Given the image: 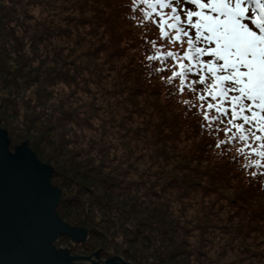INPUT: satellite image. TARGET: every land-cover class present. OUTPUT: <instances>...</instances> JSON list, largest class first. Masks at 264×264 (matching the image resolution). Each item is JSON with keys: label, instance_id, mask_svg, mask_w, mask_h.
Instances as JSON below:
<instances>
[{"label": "clouds", "instance_id": "1", "mask_svg": "<svg viewBox=\"0 0 264 264\" xmlns=\"http://www.w3.org/2000/svg\"><path fill=\"white\" fill-rule=\"evenodd\" d=\"M117 2L0 0V10L15 9L18 16L29 13L34 17L26 21L32 25L27 35L17 26L16 35L24 42L22 50L16 47L9 32L15 22L0 28V63L11 57V62L5 66L12 67L13 63L19 65L32 55L27 45L31 42L29 37L38 31V22L63 26L62 17L66 15L90 18L92 23L78 31L74 29L71 37L54 36L50 43L46 41L47 51L42 45L40 60L30 64L43 72L61 67L64 59L74 61L72 71L76 83L57 81L53 85L52 99L36 109L39 131L46 145H50L52 153L60 154L72 168L92 170L94 196L107 207L119 210L117 223L123 221L131 228L134 221L147 219L148 234L153 238L160 236L169 224L187 220L193 224L199 222L212 202L218 199V193L229 199L243 197L242 223L249 225L253 223V216L258 215L256 230L249 236L233 227L223 239L220 234H215V242L208 248L209 254L215 259L220 245L230 240L233 251L219 264H264V191L247 189L242 179L233 178L220 155L204 156L201 153L197 141L189 138L191 131L186 128L180 111H173L166 96L153 92L139 78L134 63L136 49L130 48L111 57L101 53L99 59L81 55L90 44L102 42L101 33H106L103 42L111 44L113 29L119 32L118 22L111 18ZM76 4L84 6L82 12L79 9L63 10L64 5ZM92 28H97L95 35L89 33ZM79 36L86 38L81 46L76 45ZM129 42L126 39L124 45ZM119 47L123 48V45ZM57 52H60L59 59L55 57ZM41 60H44L42 67ZM36 88L37 85L32 84L21 95H32ZM65 113L73 115L68 118ZM83 120L87 123L81 122ZM173 177L180 186L162 191L165 178ZM186 177L200 179L203 184L215 187L217 192L205 196L198 190L191 197L181 198ZM153 191L160 193L159 199L153 197ZM220 203L225 205L223 216L235 211L228 207V199ZM91 211L95 212V209ZM100 215L96 213V219H100ZM181 236L191 246L198 244V232L186 236L181 233ZM117 238L122 239V236ZM253 253L257 255L253 257Z\"/></svg>", "mask_w": 264, "mask_h": 264}, {"label": "trees", "instance_id": "2", "mask_svg": "<svg viewBox=\"0 0 264 264\" xmlns=\"http://www.w3.org/2000/svg\"><path fill=\"white\" fill-rule=\"evenodd\" d=\"M138 8L141 11H138ZM70 9H79L82 12L84 6L79 4L63 6L65 12ZM142 10L143 6L139 4V0H118L111 18L118 22L119 32L113 29L111 44L103 42L106 33H101L102 42L94 46L90 44L81 55L99 59L101 53L111 57L130 48L136 49L134 63L139 78L153 92L166 96L171 102L173 111L177 109L180 111L186 128L191 131L189 138L197 141L201 153L204 156L220 155L233 178L242 179L247 189L264 191V159L257 154L261 150L260 144L264 141L256 138L261 135V131L257 132V128L252 126L246 115L237 116L235 105L221 104V94L215 83L210 85L211 91L203 92L200 89L208 84L210 79L202 81L197 79L187 62L189 54L174 53L173 41L176 37L169 35L165 38L160 35L156 19L153 18L149 22L147 17H142ZM32 19L34 17L29 13L18 16L15 9L0 10V28L15 22L9 32L16 42V47L21 50L24 42L16 35L17 26L27 35L32 25L26 24V21ZM62 20L63 26L54 22L49 24L38 22V31L33 32L29 37L31 42L27 45L32 55L24 58L23 63L19 65L13 63L12 67H6L5 64L11 62V57H7L5 62L0 63V92L4 93L0 95V126L7 131L9 148L17 139L22 140L21 142L26 140L43 163L58 169L52 179V182H56L61 190L59 201L63 202V211L58 214L69 225L80 226L86 230V251L83 252L87 254L95 252L93 244L98 242L99 252H104L105 257L120 256L129 264H219L224 261L228 253L233 251L234 245L230 240L221 244L220 251L213 259L208 248L209 245L214 244L215 234H220L223 239L228 236L233 227H236L250 236L251 232L256 230L255 221L260 218L255 215L253 223L249 225L242 223L243 197L229 199L223 193H218V199L212 202L211 208L199 222L193 224L191 220H187L183 223L169 224L160 236L153 238L148 234L147 219L134 221L131 228L126 227L123 221L117 223L119 210L107 207L94 196L92 170L82 171L72 168L60 154L52 153L50 145H46L43 134L39 131V115L36 109L42 103L52 99L53 85L57 81L76 83V75L72 71L74 61L64 59L61 67L46 69L43 72L40 68L30 67V64L34 60H40V47L44 45L46 52L45 42L50 43L52 37H71L74 29L78 31L80 27L92 23L90 18L83 15H66L62 17ZM96 32L97 28L89 29L91 35H95ZM126 39L130 41L128 45H124ZM85 40L84 36H79L76 45H83ZM154 40L158 41L155 47L152 45ZM120 45H123V48H120ZM109 47L112 48L111 52L108 51ZM165 52L171 53V57L163 55ZM156 53H160L158 59H147ZM55 57L59 59L60 52L55 53ZM43 63L44 60H41V67ZM157 68L163 71H155L154 69ZM32 84L37 85L34 94L22 96L21 92H26ZM72 115V113H65L68 118ZM81 122L87 123L86 120ZM49 130L51 131V128ZM243 135L253 138L242 141ZM165 179L162 191L180 186L177 184L176 177ZM182 187L181 198L191 197L198 190L205 196L217 192L215 187H209L194 177H186ZM152 195L156 199L160 198L159 192L153 191ZM223 199H228V207L235 209L226 217L222 215L225 205L220 201ZM58 204L56 211L60 208ZM93 208L95 212L91 211ZM96 213L101 214L100 219H96ZM121 228L123 232L120 231ZM193 232L199 233L196 246H191L181 236V233L186 236ZM118 235L122 236V239H118ZM88 240L91 242L90 246ZM252 255L255 257L257 254Z\"/></svg>", "mask_w": 264, "mask_h": 264}, {"label": "water", "instance_id": "3", "mask_svg": "<svg viewBox=\"0 0 264 264\" xmlns=\"http://www.w3.org/2000/svg\"><path fill=\"white\" fill-rule=\"evenodd\" d=\"M52 172L24 140L9 150L7 131L0 126V264H129L119 256L99 263L90 253L67 255L65 245L54 246L58 235L75 241L86 230L59 217L61 192L50 183Z\"/></svg>", "mask_w": 264, "mask_h": 264}, {"label": "snow or ice", "instance_id": "4", "mask_svg": "<svg viewBox=\"0 0 264 264\" xmlns=\"http://www.w3.org/2000/svg\"><path fill=\"white\" fill-rule=\"evenodd\" d=\"M225 3H228V0H225ZM245 0H233V6L239 4L240 7L236 10V18L239 19L241 16L249 14L244 9ZM248 3H251V0H248ZM139 4L143 6L141 12L142 17H147L149 22L153 18L156 19V23L159 25L160 35L167 38L172 32H175L178 28L181 27L185 19H189L191 24L190 26L197 30L200 27V24L204 21L205 18L211 19L217 16V11H214V0H179V4L183 5V8L179 7L177 0H139ZM138 11H141L138 8ZM264 15V13H262ZM135 19V17H133ZM143 22V20H141ZM145 39H148L145 37ZM158 41H153V47L156 46ZM163 55L171 57V53H164ZM160 56V53H156L147 57L148 60H156ZM155 71H163L161 68L154 69ZM261 130L258 128L257 132ZM253 137H248L243 135L242 141L249 140ZM259 141H264V135H259L256 137ZM225 143H227L225 141ZM260 151L257 153L261 159H264V143L260 144ZM255 151V149H253Z\"/></svg>", "mask_w": 264, "mask_h": 264}, {"label": "rangeland", "instance_id": "5", "mask_svg": "<svg viewBox=\"0 0 264 264\" xmlns=\"http://www.w3.org/2000/svg\"><path fill=\"white\" fill-rule=\"evenodd\" d=\"M210 2H212V1H210ZM247 2L248 1L245 0V3H247ZM251 2H253V1H251ZM261 2L264 3V0H261ZM230 4L233 5V0H230ZM213 10L214 11H217V14L219 13L218 14L217 21H218V23H219L220 26H237V25L242 26V20L240 18L237 19L236 16H235V14L232 11H229L230 8H227L226 4H223L222 8H218L214 4ZM259 15H260V13H259ZM235 34H236V31L235 30H229L227 32V36L225 37V40L228 43H232L233 40H234L233 38H234V35ZM243 36H244V40L243 41H244V45H246V48L248 50L256 49L257 53L259 54L257 56L256 62L255 61H252V62L255 64L256 69L259 72L263 73L264 72V43H263V41L261 40V38H259L256 35V33L254 34L251 30H244ZM263 38H264V36H263ZM206 44H207V47H205L202 50V52L205 54V57H206L207 61L210 63V65L213 66L214 64H216V62H217L218 59L212 56V51L214 50L212 44L211 43H206ZM179 48H183V47H181L180 45H178L175 42V44H174V50H178ZM220 79L223 80V78H220ZM201 89L203 90V92H206L210 88L209 87H207V88L206 87H201ZM256 93H257V91L254 93L255 96H257ZM261 114L263 115V113H261ZM259 119L261 120V124H262V121H264V116L263 117L262 116H259ZM16 141H19V142H16ZM16 141H15V143L12 144L13 146H11L9 148V150L13 151V149L15 148V146L18 145V144H20V142L22 140L20 141V139H17ZM24 141L26 142V146L28 148H30L29 143H27L26 140H24ZM30 150L33 151L32 148H30ZM37 159L40 162H42L38 157H37ZM50 166L53 169L52 175H50V182H51V184L53 186L59 188V186H58V184H56V182H54V183L52 182V179L55 177V176L53 177V175H56V172L58 171V169L55 168L53 165H50ZM58 202H59L58 205H60V208L58 209L59 211H57V213L59 212V214H60V212L63 211V202L62 203L60 201H58ZM60 218H61V220L63 222L67 223V221L65 219H63V217H60ZM78 227H80V226H78ZM87 242H88V245L90 246L91 245V242L89 240ZM85 244H86L85 236L82 239H79V240H75L74 241V240H72V238L68 234H60L59 237H58V239H57V241H56V243H55V247L57 248V247H60L62 245H65L66 246L65 249L67 250V255L86 256L87 253L86 252H83V251H86L85 250ZM93 245H95V247H94L95 252L90 253L89 256H91V259L96 260L99 263H103L104 259L106 258L105 257L106 255L104 254V252H101V253L99 252V250H100V244L98 242H96V244H93ZM90 249H92V248H90ZM93 253L94 254L97 253V256H95Z\"/></svg>", "mask_w": 264, "mask_h": 264}, {"label": "flooded vegetation", "instance_id": "6", "mask_svg": "<svg viewBox=\"0 0 264 264\" xmlns=\"http://www.w3.org/2000/svg\"><path fill=\"white\" fill-rule=\"evenodd\" d=\"M58 237H59V235L57 236L56 240L53 242L54 246H55V243H56V241H57Z\"/></svg>", "mask_w": 264, "mask_h": 264}, {"label": "bare ground", "instance_id": "7", "mask_svg": "<svg viewBox=\"0 0 264 264\" xmlns=\"http://www.w3.org/2000/svg\"><path fill=\"white\" fill-rule=\"evenodd\" d=\"M52 175V174H51ZM51 183V182H50ZM52 185V184H51Z\"/></svg>", "mask_w": 264, "mask_h": 264}]
</instances>
